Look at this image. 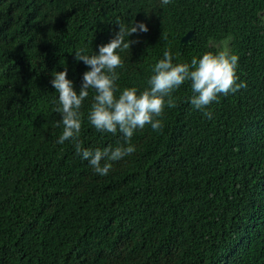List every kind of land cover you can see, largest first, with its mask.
I'll return each mask as SVG.
<instances>
[{
	"label": "trees",
	"instance_id": "obj_1",
	"mask_svg": "<svg viewBox=\"0 0 264 264\" xmlns=\"http://www.w3.org/2000/svg\"><path fill=\"white\" fill-rule=\"evenodd\" d=\"M117 22L149 29L120 52V92L148 87L165 50L174 64L237 55L247 87L220 96L209 120L186 81L162 130H137L136 151L100 176L71 140L57 143L51 81L66 69L79 93L88 66L75 52L98 55ZM94 94L82 147L124 144L89 123ZM0 264H264V0H0Z\"/></svg>",
	"mask_w": 264,
	"mask_h": 264
},
{
	"label": "clouds",
	"instance_id": "obj_2",
	"mask_svg": "<svg viewBox=\"0 0 264 264\" xmlns=\"http://www.w3.org/2000/svg\"><path fill=\"white\" fill-rule=\"evenodd\" d=\"M161 3L169 5L171 0H161ZM117 25L119 31L110 42L99 47L98 55L84 54L83 49L75 52V59L88 66L80 70L79 77L83 78V83L79 93L74 90L73 82L67 79L66 69L53 72L54 79L51 81L58 93V107L55 111L62 117L57 126H63L57 143L62 145L71 140L76 154L88 161L94 173L100 176L108 175L114 162L136 151L131 140L137 130H143L146 126H150L153 131L162 130L163 122L159 118L163 116L166 106L175 107L172 94L186 81L191 82V105L203 111L209 120L213 113L206 109L213 103H219L220 96L226 97L247 87L246 82L238 83L237 55L224 50L218 53L206 52L200 58L193 57L190 63L174 64L175 57L171 50H165L163 58L153 66V75L147 81L148 87L142 92L136 87L125 88L120 92L117 69L124 66L120 52L130 50L132 44L139 42L130 40V36L147 33L149 29L144 23L134 22L131 26H126L117 22ZM189 32L192 40L193 32ZM181 40L178 53L190 42L189 40L187 44L180 46ZM90 90L95 94L87 116L89 123L98 132L115 135L119 131L123 134L124 144L115 148L109 146L103 150L82 147L79 137L84 113L80 110L89 97ZM117 92H120L119 96Z\"/></svg>",
	"mask_w": 264,
	"mask_h": 264
},
{
	"label": "water",
	"instance_id": "obj_3",
	"mask_svg": "<svg viewBox=\"0 0 264 264\" xmlns=\"http://www.w3.org/2000/svg\"><path fill=\"white\" fill-rule=\"evenodd\" d=\"M192 38V34L189 32L187 33L181 40V45L182 46L183 44H187V42Z\"/></svg>",
	"mask_w": 264,
	"mask_h": 264
}]
</instances>
